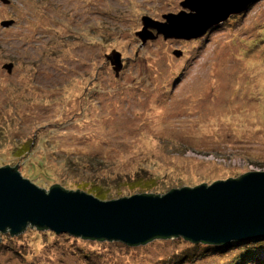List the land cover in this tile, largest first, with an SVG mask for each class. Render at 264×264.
Listing matches in <instances>:
<instances>
[{
	"label": "rangeland",
	"instance_id": "1",
	"mask_svg": "<svg viewBox=\"0 0 264 264\" xmlns=\"http://www.w3.org/2000/svg\"><path fill=\"white\" fill-rule=\"evenodd\" d=\"M8 1L0 0V168L18 166L47 192L59 185L96 198L98 189L105 202L264 173V0L197 41L150 30L156 38L145 44L142 19L165 22L185 0ZM44 232L2 234L0 264H91L85 254L92 264H160L191 245L116 242L106 258L95 255L99 245ZM236 249L196 264H227Z\"/></svg>",
	"mask_w": 264,
	"mask_h": 264
},
{
	"label": "water",
	"instance_id": "2",
	"mask_svg": "<svg viewBox=\"0 0 264 264\" xmlns=\"http://www.w3.org/2000/svg\"><path fill=\"white\" fill-rule=\"evenodd\" d=\"M257 1L185 0L183 11L164 16L165 22L143 18L144 28L137 36L144 44L156 38L150 30L165 40H199ZM112 55L108 60L118 75L123 68L121 54ZM6 69L11 73L13 65ZM17 168H0V237L7 232L20 235L35 227L128 246L178 237L210 245L264 239V173L172 190L163 196L135 195L105 202L59 185L47 192L24 179Z\"/></svg>",
	"mask_w": 264,
	"mask_h": 264
},
{
	"label": "trees",
	"instance_id": "3",
	"mask_svg": "<svg viewBox=\"0 0 264 264\" xmlns=\"http://www.w3.org/2000/svg\"><path fill=\"white\" fill-rule=\"evenodd\" d=\"M247 13L248 11L241 14L240 17L235 18V20L236 19L240 20L241 18H244L247 15ZM11 64L14 66L13 63ZM101 193L102 192H100V190L97 189V192L95 194L97 196L96 198H99L102 200L103 195ZM155 196H159V195H155ZM40 231L41 232L45 231L44 233H46V230H40ZM5 235L10 236V233L7 232ZM70 240L73 241L74 243L85 242L89 244L91 242L92 244L99 245L98 249L94 250V252H96L95 255L98 254V251L100 249H103L102 256H106V258L109 257L108 251L110 252V249L112 248V253H113L114 244H118L116 242L88 240V239H83V238H78V237L70 238ZM153 241L167 242V241H170V239H160L159 238V239H154ZM187 242L191 244L190 248H185L181 253L174 252L173 257H171V259L173 258L172 262H170L171 260H169V263H168L166 259L163 258L160 264H196V262L201 261L205 258L211 257L213 259H218L220 258L219 257L220 255H228L229 253H231L230 250L233 247L234 248L236 247L237 252L240 254H238V256H236L235 259L229 260L227 264H246V263L247 264L248 263L249 264H264V239H256L254 241L247 240V241L232 242L227 245H210V244H204V243H193L190 241H187ZM139 247H141V245H139L138 248ZM131 248L136 249L137 246H131ZM78 251L80 250L78 249ZM84 258L86 262H91V264L94 261L93 256L89 254H85Z\"/></svg>",
	"mask_w": 264,
	"mask_h": 264
},
{
	"label": "flooded vegetation",
	"instance_id": "4",
	"mask_svg": "<svg viewBox=\"0 0 264 264\" xmlns=\"http://www.w3.org/2000/svg\"><path fill=\"white\" fill-rule=\"evenodd\" d=\"M11 64V63H10Z\"/></svg>",
	"mask_w": 264,
	"mask_h": 264
}]
</instances>
